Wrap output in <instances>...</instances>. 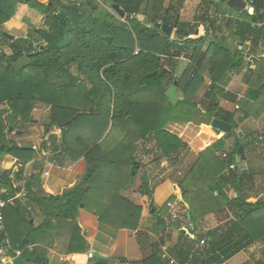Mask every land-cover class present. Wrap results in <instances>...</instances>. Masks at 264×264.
Instances as JSON below:
<instances>
[{
	"label": "trees",
	"instance_id": "16d2710c",
	"mask_svg": "<svg viewBox=\"0 0 264 264\" xmlns=\"http://www.w3.org/2000/svg\"><path fill=\"white\" fill-rule=\"evenodd\" d=\"M83 1L84 6L74 0L55 4L54 0H0V48L9 51H0V146H4L0 161L15 148L14 155H9L17 166L12 177V171L0 173V200L18 192L12 180L19 183L26 178L23 167L33 159L28 147L8 143V131H18L30 123L39 105L48 107L44 129L54 127L61 135L59 148L51 139L50 152H62L72 162L83 158L87 168H92L90 175L61 195L41 196L43 162H35L25 182L26 200H17L14 206L3 209V227L12 248L22 251L20 259L47 264L44 250L40 252L37 244L42 243L46 230L55 227L52 221L59 226V233L67 229L71 233L66 250H75L68 248L71 242L87 248L76 223L81 209L96 216L99 231L110 238L119 230H128L136 232L140 242L137 230L144 215L153 216L155 227L163 229L165 211L154 204V187L142 185L140 206L122 196L139 170L147 169V164L137 160L136 144L142 140L151 144L150 150L156 155L151 163L156 167L162 161L175 166L189 148L197 155L166 202L180 197L186 207L184 223L191 230L186 235L183 221L170 217L176 222L170 227L180 231L170 250L178 262L224 264L249 249L264 237V202L250 204L240 194L245 175L237 169L236 151L231 147L237 123L233 113L221 110L216 96L228 75L240 72L246 58L261 53L264 0H249L251 6L245 10L229 8L227 0H201L200 12L191 21L180 16L186 0H169L166 6L165 0H103L109 8L113 1L119 5L125 14L122 21L95 0ZM28 11L40 15L41 27L30 26L27 37L18 39L1 32L7 22L23 23ZM137 16H143V20ZM144 20L151 27H146ZM156 23L171 27L177 39L171 40L154 29ZM181 57L187 63L175 77ZM205 75L209 84L196 101L205 85ZM174 82L184 97L172 104L165 90ZM246 84L245 99L239 102L243 117L237 122L253 114L251 100L264 105L263 58L248 72ZM199 108L233 125L232 132L218 138L204 126L187 144L165 129L169 123L191 122ZM253 116L257 117L255 113ZM262 142L264 154V135ZM217 152H224L221 155L225 157H217ZM230 164L235 169L229 170ZM229 190L235 193L234 198L228 197ZM30 206L43 217L37 227L30 223ZM208 215L227 220V229L204 233L200 239L205 244L196 250L200 240L194 242L190 225ZM155 247L149 257L130 264H168L161 259L157 244ZM93 264L106 262L94 260Z\"/></svg>",
	"mask_w": 264,
	"mask_h": 264
},
{
	"label": "crops",
	"instance_id": "0c3cea01",
	"mask_svg": "<svg viewBox=\"0 0 264 264\" xmlns=\"http://www.w3.org/2000/svg\"><path fill=\"white\" fill-rule=\"evenodd\" d=\"M188 2L189 0H186L183 6L186 7ZM222 9L224 10V7H222ZM182 10L183 7L181 9V12ZM180 16L181 19L184 20L182 18V15ZM232 17H237V14L232 13ZM136 18L139 21L143 20V16H137ZM191 20L185 19L184 21ZM175 38L177 37L175 36V31L173 30L170 39L175 40ZM247 48L248 47H245L246 50ZM260 50L261 53H257V55L255 56L246 58L245 65L240 72L228 75L226 83L220 86L218 94L216 96V100L221 110L227 113L234 114L233 120L237 123L234 132L236 134L240 133L241 139L247 142V146L243 147V154L245 159L241 161L237 167L244 171L245 175L242 181L243 184H241V187L239 188L240 194L242 198L250 204L264 202V154L262 142L264 135V105H258L256 103L259 102L258 100H251V108H253L252 112L253 114L255 113L257 117L253 116V114H250L243 122L237 121L238 119L243 117V110L239 108V102L245 99V94L248 89L246 84L248 72L253 71L257 67L261 58L264 59V46H262ZM181 59L182 58H179L178 60ZM179 64L180 63H178L177 68ZM177 68L176 71H178ZM176 71L174 75L175 77H178V75H176ZM204 78L205 85L200 91L201 96L203 95L209 84L208 76L205 75ZM262 101H264V99H262ZM258 106L259 109H257ZM202 109H200V111ZM201 128L202 127L194 126L192 122H189L183 124L169 123L167 124L165 129L177 136L182 141L189 144L190 140L196 137ZM217 136H219V138H222L225 136V134L220 133ZM139 142L143 143L142 140H140ZM146 145H143V148L141 149L142 152L140 153V155H137L140 157L138 161H140L141 164H147V169L139 170L129 186L125 190H123L122 196L131 204L140 206L142 202V185L145 184L142 180V175L144 172H146L148 177L147 184H149L151 188L154 187V204L157 208H159V206H157V196L161 194L162 191L167 194L168 198L174 194V191L178 187V184L195 163L197 155L192 151V149L189 148L182 154L181 158L175 166L166 165L168 169L165 170L163 169V166L165 165V163H168L162 161L159 170H157L155 166L156 164L151 163L153 160H150V157L146 155L149 153L147 151L150 150L146 147ZM222 153L224 152H217L216 156L220 157ZM60 155H62V152L57 153V158L43 162V166L40 172L41 196H59L64 191L79 184L82 178L87 175L86 173L88 168L83 158L72 162L67 157L58 159V157L64 156ZM32 160L24 165V167L26 168L23 169L25 170L24 174H29L31 172L33 167ZM15 163L16 160L14 158L9 157L7 159V157H5L4 161H0V173L4 171H8L9 173V171H12V174L10 176L12 177L17 169ZM4 165H6L7 168L4 169ZM27 168L28 171L26 172ZM160 171H162L161 174L159 173ZM223 173H225V171ZM156 175L158 177H155ZM157 178H159L160 182H156ZM14 181L15 180H12V182ZM19 183L14 182V185H16V187H19ZM227 195L230 199L235 197V193L233 192V190H229ZM179 203H182V200L179 196H177L176 200L173 202L174 213L176 211V213L178 214L177 210L179 209ZM182 206L185 210V205L183 204ZM30 207V215L32 214V221L30 223L32 226L37 227L42 223L43 217L34 208V206ZM262 212L264 213V210H262ZM167 213L170 218V211L168 210ZM204 219L207 222H213L215 221V216L208 215ZM216 221L218 224L212 229H205L207 230L206 232L217 230L218 233H221L227 229V220L219 221L216 219ZM52 222L55 224V227H51L50 229L46 230V232L42 234V243L37 244L40 252L44 250L47 264H93L94 259L92 260L87 258L88 252H92L93 255H101L106 259L103 260L104 262H106V264H130L132 262H138L149 257L156 250L155 244L158 245L157 250L159 252L162 246H167L170 258L174 259L177 264H180L177 257L170 251L176 245H172V243L169 242L172 234L171 230L174 231V229L169 227L167 223L163 229L154 227L155 220L151 215H144L140 218L137 230V232L140 234L139 242L137 233L128 230H119L114 238H110L103 232L99 231L97 217L81 209L79 211L76 223L80 229L81 236L85 240L84 242L87 248L83 249V246L80 245V243L78 244V242H71L72 244L68 246V248L74 247L75 252H69L68 250H66L67 244L70 242L69 237L71 235V233L69 234L68 229L66 231H62V233H59V226L57 227V223L55 221ZM199 222L200 221H198L195 225H190L191 227H193V230L198 226ZM183 228L187 229V231H189L188 233L191 232V230L188 229V224L183 225ZM95 245H98V247L95 248ZM29 248L31 249V247ZM22 260L25 262V264H31L28 259L22 258ZM185 263L188 264V262ZM224 264H264V237L255 241L249 249L241 251Z\"/></svg>",
	"mask_w": 264,
	"mask_h": 264
},
{
	"label": "rangeland",
	"instance_id": "374dc122",
	"mask_svg": "<svg viewBox=\"0 0 264 264\" xmlns=\"http://www.w3.org/2000/svg\"><path fill=\"white\" fill-rule=\"evenodd\" d=\"M59 1H67V0H59ZM77 4L80 2H83V6H84V1L83 0H74ZM97 2V4L103 6V8L107 9L108 11H110V13H115L111 8H109L108 6H106L105 4H103V0H99V2L97 0H95ZM169 0H165L164 5H167ZM201 0H189L188 4L185 6H183V10L182 12L180 11V15H182V18L191 20L192 17L196 14H198L200 12L201 9V4H200ZM116 14V13H115ZM119 18V17H118ZM120 21H122L121 18H119ZM43 23V19L40 17V15L32 12V11H28L25 16H24V21L23 23L20 22H10V23H5L2 27H1V32L5 33L6 35L12 37L13 39H18V38H25L27 37L28 32L30 31V26L38 29L39 27L42 26ZM177 39V38H175ZM226 39H227V43L231 45L228 33L226 34ZM176 42V41H174ZM3 50L6 53H8L9 51L6 49V47L2 46L0 48V51ZM182 58V57H181ZM179 66L177 68L178 71H176V75H180L182 73V71L184 70L187 61L182 58L181 60H178ZM201 96V92L199 94V96L196 98V101H199ZM47 117H48V107H45L43 105H39L35 108V110L32 112V120L34 122H30L28 124H26L22 129L18 130L21 133L17 134L18 131H12L8 133V136L6 138V140L8 141V143H11V145H17V147H22V145H26V147H28V149L30 150V153L32 155L33 158V165L34 163H38V162H45V161H49L52 159L57 158V154H54L53 152H50V149L52 148L53 144H52V140H54V143L56 146H60L61 140H60V132L59 130H57L56 128L52 127L50 129L45 130L44 129V124L47 122ZM204 128V126H201ZM202 129V128H201ZM221 136V135H220ZM219 138V136H217ZM195 138L191 139L190 142H192ZM49 142V143H48ZM47 144H51V146L47 147ZM146 145V147L148 149H150V144L146 143V142H139L137 141L136 144V149H137V154L140 155V153L142 152V148L143 145ZM1 147V146H0ZM12 148V146H11ZM46 148V149H45ZM46 150L45 153L41 152L42 150ZM14 150L15 148H13L10 153H7L8 155H3L2 156V161H4L5 157H7V159L9 157H11L12 155H14ZM146 150V149H145ZM149 155L146 154L147 156L150 157V160H153L154 157H156V155H154V151H148ZM11 156H10V155ZM137 155V156H138ZM62 156V155H60ZM63 157H58V159H62ZM140 157H137V160ZM32 165V166H33ZM169 164L165 163V167L163 166V169L167 170V166ZM29 166V165H27ZM238 166V165H237ZM4 169L7 168L6 165H4L3 167ZM157 170H159V165H157ZM23 169H26L25 167H23ZM238 170L242 171L241 169H239V167H237ZM25 171V170H24ZM28 171V168L26 170V172ZM25 172V173H26ZM162 171H160L159 173L161 174ZM152 173V172H151ZM27 174V173H26ZM155 177H158L157 175ZM180 179V178H179ZM15 182V181H14ZM156 182H160L159 178H157ZM16 186V185H14ZM167 194L164 193V191H162L161 194H159L157 196V206H159V209L161 208L162 211H165V216H164V220L166 221L167 225L170 227L171 225L175 224L176 222H172L169 218L168 213V209L165 207V204L167 201H170L169 199L167 200ZM173 203V202H172ZM180 205L178 206L179 209L178 211V218L181 220L179 221H183L182 224L186 225V223H184V215L186 214V209L184 210V207L182 206L183 203H179ZM177 208V206H176ZM32 215V214H31ZM217 221L215 218V221H206L205 219L202 220V222L200 221L198 223V226L194 229V242L200 240L201 237H203L204 232H206L207 230L205 229H212L217 225ZM189 226V224H188ZM155 227V226H154ZM183 231H185V228H183ZM172 234L170 237L169 242L173 244H176L178 237L180 236V231L178 229H174L171 230ZM189 232V231H187ZM187 232H185V234L187 235ZM98 245H95V248H97ZM195 249L199 250L201 248L197 247L195 244ZM93 260V259H92ZM96 260V259H94Z\"/></svg>",
	"mask_w": 264,
	"mask_h": 264
},
{
	"label": "water",
	"instance_id": "95a60500",
	"mask_svg": "<svg viewBox=\"0 0 264 264\" xmlns=\"http://www.w3.org/2000/svg\"><path fill=\"white\" fill-rule=\"evenodd\" d=\"M58 1L59 0H54V4L57 3ZM221 1L224 2L225 0H221ZM89 3H91V2H89ZM226 4L229 8L236 9V10L247 9L244 1H242V0H227ZM111 9L121 19L125 18L124 12L120 9L119 5L115 1H113L112 5H111ZM143 24L146 27H151L145 20L143 21ZM154 29H156L157 31H160V33L162 35H164L165 37H168V38L171 37V34L173 32V29L171 27L164 25V24H161V23H156L154 25ZM209 39L211 40V38H209ZM165 94L172 104H175L176 102L183 99V97H184L182 91L177 88L176 82L170 84L166 88ZM30 122H34V121L31 120ZM191 122L194 126H197V127H201V126L209 127L216 135H218L220 133L221 134L231 133L232 129H233V125L228 124V123H226L220 119L213 118L212 115L206 113L205 109L198 111L193 116ZM8 132H11V129H9ZM19 133H20V131L17 132V134H19ZM232 138L233 139H232L231 147H232L233 151H236L234 158H235V164L238 165L241 161H243L245 159L244 154H243V147L247 146V142H245L243 139H241L240 133L236 134L235 132H232ZM22 147H25V145H23ZM3 149H4V146H1L0 150H3ZM59 154H61V153H59ZM91 171H92V168L89 167L87 169L86 174L90 175ZM142 180L144 181L145 184L148 183V177H147L146 172L143 173ZM37 192H36V194H37ZM94 259L101 260V261L106 260L104 257H102L99 254H95ZM13 264H25V262L19 258V259H15L13 261Z\"/></svg>",
	"mask_w": 264,
	"mask_h": 264
},
{
	"label": "built area",
	"instance_id": "2783aa9c",
	"mask_svg": "<svg viewBox=\"0 0 264 264\" xmlns=\"http://www.w3.org/2000/svg\"><path fill=\"white\" fill-rule=\"evenodd\" d=\"M97 1L99 2V0H97ZM242 1H244L247 9L250 8L251 1H249V0H242ZM254 25L260 27L261 23H256ZM135 54H137V50H135ZM49 146H50V144H47V147H49ZM222 157H225V154H223ZM227 168L229 170H233V169H235V165L230 164L229 166H227ZM27 176H29V174H27V175L24 174V177H27ZM25 182H26V178L21 180V182L19 183L20 189L13 197H10L6 200H0V264H13V261L15 259H19L22 255V251L12 248V246L10 244V240L8 239V237L4 231L3 209L5 208V206H14L15 201H17V200H23V201L26 200L27 192L25 190ZM166 206L171 213V218L173 220L178 219L177 214L173 212V210H174L173 203L168 202L166 204ZM28 210H30V208H28ZM185 232H187V229H185ZM204 242H205L204 239H200V241L198 242V247L204 246V244H205ZM28 250L31 251L30 248H28ZM160 251H161V259L162 260L167 261L168 264H177V262L174 259L170 258L167 246H162ZM87 258L88 259H94L93 253L88 252ZM185 264H187V263H185Z\"/></svg>",
	"mask_w": 264,
	"mask_h": 264
}]
</instances>
